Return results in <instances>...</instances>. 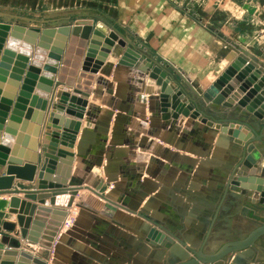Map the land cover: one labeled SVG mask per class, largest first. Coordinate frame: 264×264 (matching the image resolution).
Listing matches in <instances>:
<instances>
[{
  "label": "crops",
  "instance_id": "obj_1",
  "mask_svg": "<svg viewBox=\"0 0 264 264\" xmlns=\"http://www.w3.org/2000/svg\"><path fill=\"white\" fill-rule=\"evenodd\" d=\"M143 2L142 7L125 16L123 22L126 25H120L131 30L134 37L142 39L143 45H137L147 48L145 52L148 57H157L154 60L159 58V62L166 61L169 68L161 65L170 72L175 70L181 75L189 74L190 80H193V76L198 78L202 72L209 73V69L213 68L217 79L230 65V61L223 60L224 54L229 56L227 47L246 49L237 43L246 39L244 32L248 33L242 22L245 18H234L229 10L224 12L225 20L220 26H216L213 18L216 12L211 11L209 18L213 19L211 23L206 22L210 25L207 26L190 15L187 17L169 8L167 0ZM253 35L260 53L257 56L252 50L245 51L256 58L258 68L264 69V30ZM126 37L136 40L130 35ZM112 53L107 64L115 66L117 63L112 60ZM202 57L206 58L205 61L200 60ZM210 64L211 67H208ZM114 66L108 76L101 73L94 76H103L106 83H94L91 87L85 117L77 122L79 131L75 138H79V141L77 143L75 140L72 151L75 162L70 178L76 176L84 181L83 188L93 184L97 190L103 181L109 183L110 188L103 195L112 196L111 200L117 206L112 208L116 210L107 208V203L95 193L82 189L72 209L75 210L78 204L83 209H78L75 217L71 212L59 229L53 249L25 244L22 251L41 258L47 264H165L171 247L167 240L169 231L180 239L188 235V241H201L209 236L206 247L210 252L226 242L245 238L249 232L234 239H229V236L242 233L247 224L263 225L264 121L252 116L239 118L252 124L257 133L263 134V139H255L249 146L245 160L236 171L228 190L226 187L219 190L216 172L224 170L231 157L228 143L217 147L221 132L214 138L209 132L204 133L202 143L199 142L197 129L205 128L206 124L187 118L179 120L178 125L171 121L173 119H164L166 115L163 113L167 108L161 106L158 112L161 100L157 98L155 86L151 85L149 79L145 78L144 84L136 85L128 68L116 69ZM190 87L194 92V88ZM240 93L248 94L242 89ZM190 95L195 99L193 94ZM249 102L246 100L244 105L239 106L245 116L244 107ZM89 112L91 118L88 117ZM220 125L214 123L211 129L219 130ZM231 126L235 127L232 131L242 128L235 124ZM231 132L222 133L227 135ZM207 137L213 138V141L210 142ZM205 138L211 143L210 151L205 147L208 142ZM80 142H83L82 146ZM27 144L37 146L38 142L30 140ZM21 150V157L25 161L27 151ZM5 155L8 158L9 155ZM31 155V158L35 157L33 153ZM27 161H31L30 156ZM191 165L193 172H186L184 167ZM37 174L28 170L16 173L13 175L12 189L18 186L23 191H31L37 182ZM96 188L93 190L97 191ZM126 194L128 199L125 198ZM14 197L22 200L17 211H21L23 226L26 227L31 225L37 207L51 208L48 203L42 205L47 195H0V228L6 221L17 222L19 214L11 206ZM82 198L84 204L79 203ZM125 199L128 200L126 204L121 202ZM153 220L163 227L154 226ZM8 235L16 238L12 233ZM200 236L203 239H198ZM262 239L256 246V257L251 264L263 260L260 257L264 254ZM174 241L180 246L177 240ZM56 247L59 250L56 251ZM0 250L11 249L0 242ZM11 260L17 259L0 253V264Z\"/></svg>",
  "mask_w": 264,
  "mask_h": 264
},
{
  "label": "rangeland",
  "instance_id": "obj_2",
  "mask_svg": "<svg viewBox=\"0 0 264 264\" xmlns=\"http://www.w3.org/2000/svg\"><path fill=\"white\" fill-rule=\"evenodd\" d=\"M134 2H136L135 6ZM144 3L143 0H0V159L5 156L7 149L11 152L15 146H18L20 152L18 158L21 157V149L27 151L26 156L31 158L33 153L38 158L35 160L38 161L37 172H40L42 177L69 183L75 156L64 152L67 155L64 159L47 154V149L60 152L64 146L62 141L51 137L55 134L52 133L51 128L62 127L66 132L75 133L76 137L79 131L77 122L85 117L86 111H76L77 106L62 102L57 95L59 92L72 95L75 89L93 87L96 78L84 72L82 64L98 21L108 22L125 37L127 35L134 37L135 34L131 30L124 29L125 27L120 24L125 26L126 22H123L125 16H130L133 10L142 7ZM167 5L207 26L210 25L206 22L211 23L210 20L213 18L217 22L216 26L222 25L226 10H229L234 18L244 17L245 21L242 22L248 33L244 32L246 39L237 43L246 47L245 50H252L257 56L260 53L258 43L253 41V34L264 30V0H167ZM211 11L216 12L213 18H209ZM248 34L252 36L249 37ZM134 38L136 40L129 39L148 57L145 52L147 48L138 47L143 45L142 39L138 36ZM227 48L229 56L224 54L223 60L230 61V65L218 75L217 79L215 78L217 73L213 68L209 69V73L202 72L198 78L193 76V80H190L189 74L181 75L175 70L169 71L173 79L179 82V88L174 94L180 98L183 95V93L180 94L182 87L185 98L179 101L187 103L188 97L193 94L200 102V108L209 116L223 119H247L248 117L239 107L244 105L247 99L244 93H240L243 88L237 85L238 82L234 80L230 82H235L238 87L228 91L223 103H216L217 97L214 96L217 89L214 92L211 91L227 73L232 66L231 63H234L239 55L247 53L243 50L244 48H234V46ZM122 52L121 46L117 45L112 53V60L118 63ZM154 58L151 60L164 67L166 65L170 67L166 61L159 62L157 61L159 58L157 60ZM205 59L200 58L204 61ZM208 67H211V64ZM171 83L173 80L170 85ZM189 85L194 88V92ZM20 98L24 100L23 103L19 102ZM157 98L161 100L159 95ZM173 104L161 100V106L167 108L164 119L172 118ZM189 118L199 120L208 127L214 126L211 119L205 118L197 111H193ZM182 119L187 118L182 116ZM218 127L220 132L225 133L235 128L228 123H222ZM75 137L73 141L75 143L77 140L78 143L79 138ZM34 139L38 142L37 146L36 144L29 146L27 141H36ZM9 141L14 143L9 145ZM73 147L74 150L75 144ZM109 186V183L103 181L99 185V190L97 188L96 190L103 195L107 193ZM73 209L69 211V216L72 212V217H75V212L79 208ZM258 225V223L247 224L244 227L245 231L236 233L237 235L232 234L229 239L244 236ZM231 257L229 260H224L222 264H231ZM260 257L263 260L253 264H264V254Z\"/></svg>",
  "mask_w": 264,
  "mask_h": 264
},
{
  "label": "water",
  "instance_id": "obj_3",
  "mask_svg": "<svg viewBox=\"0 0 264 264\" xmlns=\"http://www.w3.org/2000/svg\"><path fill=\"white\" fill-rule=\"evenodd\" d=\"M117 45L121 46L123 49L119 62L115 66L113 64H107L110 54L115 50ZM255 59L256 58L251 57L249 54L239 55L236 61L232 63V66L229 68L227 73L221 78V81H219L218 85L211 91L214 92L217 89V93L214 96L215 98L217 97L216 103H223L227 97L225 95H228L229 93L228 91L235 90L238 86L242 87L243 90L248 92V94H246L247 101H250L244 107L247 117L252 116L258 121H264V69L257 67L255 64ZM113 66L116 67V69L120 67L128 68L133 76V83L136 85L144 84L145 78H148L151 85L155 86L154 91L160 96L161 100L174 103L173 110L171 111L172 118H170L173 119L171 121H173L174 124H178L179 120L182 119V116H185L189 119L192 112L197 111L200 115L211 119L214 123H228L242 127L241 129L237 128L236 130L232 131L231 134L227 135L222 132L220 133V131L217 129H211V127L207 126H205V128H198L196 133V137L199 142L203 141L204 133L209 132L210 136L212 137L220 133L221 136L219 142L217 143V147H221V144L224 145L225 143H228L231 154L229 163L224 167V170L216 172L219 177L215 178L219 184V190H228L236 171L245 160L249 146L255 141V139L261 141L263 139V134L257 133L256 128L246 120L234 118H215L207 115L200 108L199 103L191 96L188 97L187 103L179 101L180 99L185 98V93L181 87L180 94L183 93V95H181L179 98L178 95L176 96V94H174L175 90L179 88V82L176 79H173V75L168 70L163 68L160 63L151 60L149 57H146L117 28L109 25L108 22H104V20H100L96 24V28L91 37L87 53L82 64V70L86 73H90L93 76L99 73H101L103 76H108L109 71L113 69ZM103 76L100 78L97 76L98 78L95 79V83L97 85L106 83V80L103 78ZM172 80L173 83L170 85ZM233 80L238 82V86L235 85V82L230 83ZM91 91V87H86L75 89L74 94L72 95L59 92L57 96L64 103L77 106L78 110L76 111H86L89 106L88 97L91 94ZM19 102L23 103L24 100L20 98ZM160 107L161 104L159 109ZM91 110H93V107ZM88 117H92L90 112ZM14 127H16V125ZM51 129L53 131L52 133H55L51 135V137L62 141L64 146H62L60 152L47 149V154L64 159L67 158L66 153H71L72 155L75 133L73 134L66 132L62 129V127L53 126ZM207 138L209 141L212 140L209 137ZM205 140L207 139L205 138ZM208 142H206L205 147L208 149V151H210V142L212 141L209 143ZM13 143L14 142L9 141V145H12ZM9 152L10 149H7V152H5L9 155L8 158L7 155H5L0 160V170L3 172L0 174V195H47L46 198L49 202L45 200L42 205H46L48 203L51 208L44 206L37 207L35 216L31 221L32 223L30 222L31 225L26 227L25 225L23 226L24 217L22 216L21 211H17L18 208L21 207L22 200L15 197L12 198L11 206L13 211L17 212L19 215L16 223L8 221L4 222L2 229L6 231L7 234L2 238L1 243L11 250H0V253H5V256H10L12 258H16L17 260H11L8 262L4 261L3 264H47L41 258L34 257L25 250L22 251L24 245H38L39 247L53 249V243L56 236L58 235L59 229L68 218L69 210L73 207L75 199L79 195L80 190L85 189L89 192H94L95 195L101 200H105L107 202L109 201L108 199L111 198V195L108 194L110 196H103L99 192L93 190V188L96 186L93 184V187L90 186L88 188H83L84 181L76 176L69 178L70 180L67 184V182L61 183L58 181L48 180L42 177L40 172L37 174V182L35 183V187L31 191H23L18 186H15L12 189L14 179L13 175L16 173L21 174V172L25 171L27 172V170L29 172H37L38 166L36 164L38 161H35V157L30 158V163L27 161L28 158L25 161H23V157L18 158L20 153L18 146H15L13 151L11 150L10 154ZM184 169L186 172L191 173L193 172V165L185 166ZM32 181H35L34 177ZM223 187L226 188L222 189ZM85 197L86 194L84 195V198ZM84 198H82L79 203L82 202L84 204ZM125 198L128 199L127 194ZM126 199L121 202L126 204L128 201ZM39 200H44V198H39ZM78 206H80V204H78ZM107 208L116 210V208H112L109 204ZM140 216L146 218L144 214H140ZM153 225L158 228L163 227L154 220ZM11 233L14 234L16 238L8 235ZM167 233L169 235L167 240L170 242L171 247L168 260L165 261V264H222L224 263V260H229L230 256H232L231 264H251L256 257V246H258L259 241L264 238V224L249 232L245 238L226 242L218 248L214 247L210 252H208L206 247L208 246L209 236L207 239H203L201 236L198 237V239H203L201 241H188V235H184L182 239H180L170 231ZM172 239L177 240V243L180 246H177L176 242ZM181 246L184 248V250H181ZM57 249L59 250V247H56V251Z\"/></svg>",
  "mask_w": 264,
  "mask_h": 264
},
{
  "label": "bare ground",
  "instance_id": "obj_4",
  "mask_svg": "<svg viewBox=\"0 0 264 264\" xmlns=\"http://www.w3.org/2000/svg\"><path fill=\"white\" fill-rule=\"evenodd\" d=\"M98 98H99V97H98ZM156 109H157V108H156ZM158 110H159V108H158ZM158 112H159V111H158ZM187 120H188V119H187ZM178 125H179V124H178ZM176 127H177V126H176ZM213 138H214V137H213ZM213 138H212V141H213ZM80 145L82 146V145H83V142H80ZM81 146H80V147H81ZM78 150H79V152L82 151L81 148H79ZM78 162H79V159H78ZM96 187H97V186H96ZM96 187H95V188H96ZM93 193H94V192H93ZM103 196H106V195H103ZM111 197H112V196H111ZM108 198H109V197H108ZM110 199H111V198H110ZM110 199H108V200H109L108 202L104 200L105 203H108L110 206H116V205H115ZM108 204H107V205H108ZM77 208H79V209H83L82 207H80V206H78V205H77Z\"/></svg>",
  "mask_w": 264,
  "mask_h": 264
},
{
  "label": "built area",
  "instance_id": "obj_5",
  "mask_svg": "<svg viewBox=\"0 0 264 264\" xmlns=\"http://www.w3.org/2000/svg\"><path fill=\"white\" fill-rule=\"evenodd\" d=\"M7 232L4 231L2 228H0V242L2 241V238L4 237V235H6Z\"/></svg>",
  "mask_w": 264,
  "mask_h": 264
},
{
  "label": "flooded vegetation",
  "instance_id": "obj_6",
  "mask_svg": "<svg viewBox=\"0 0 264 264\" xmlns=\"http://www.w3.org/2000/svg\"><path fill=\"white\" fill-rule=\"evenodd\" d=\"M262 240H263V239H261V241H262ZM261 241H260V242H261Z\"/></svg>",
  "mask_w": 264,
  "mask_h": 264
}]
</instances>
